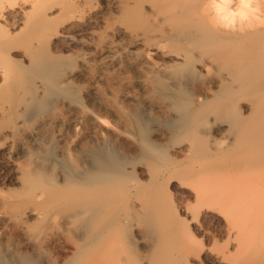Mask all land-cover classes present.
I'll return each instance as SVG.
<instances>
[{
  "label": "bare ground",
  "instance_id": "obj_1",
  "mask_svg": "<svg viewBox=\"0 0 264 264\" xmlns=\"http://www.w3.org/2000/svg\"><path fill=\"white\" fill-rule=\"evenodd\" d=\"M260 4L0 0V264H264Z\"/></svg>",
  "mask_w": 264,
  "mask_h": 264
},
{
  "label": "rangeland",
  "instance_id": "obj_2",
  "mask_svg": "<svg viewBox=\"0 0 264 264\" xmlns=\"http://www.w3.org/2000/svg\"><path fill=\"white\" fill-rule=\"evenodd\" d=\"M260 7H263V3L264 0H260ZM264 8V7H263ZM263 11V9H261ZM260 11V12H262ZM264 12V11H263ZM202 76V79H201ZM200 75L199 77H195L193 81V83L195 84L197 82V84L195 85V87H191L194 88L192 89L193 91L195 90V88L197 90L200 89L199 85L205 83V82H209L211 81V78L214 76L211 75ZM206 78L210 79V80H205ZM196 79V80H195ZM200 81V84L198 83V81ZM191 81V83H192ZM204 81V82H203ZM192 83V84H193ZM198 85V86H197ZM200 85V86H201ZM192 86V85H191ZM194 86V85H193ZM195 92V91H194ZM195 101L199 100V97H194ZM174 188H172L171 190V194L173 195V197L177 200V201H183L184 197L182 196L181 192L176 190L177 188H175V186H173ZM181 199V200H180ZM181 215V217L183 218L184 222L186 223V227L188 229V232L191 234L193 233L194 235H197V237L201 240V242L205 245H210L213 244L215 247H219L225 244L226 241V235L225 232L222 229V222L219 220L218 217H209L207 219L204 220L203 225L198 227V223L192 218L191 214L189 212H186L185 209L180 208L178 211ZM203 227V228H202ZM203 229V230H202ZM203 264H217L215 262H211V261H207Z\"/></svg>",
  "mask_w": 264,
  "mask_h": 264
},
{
  "label": "snow or ice",
  "instance_id": "obj_3",
  "mask_svg": "<svg viewBox=\"0 0 264 264\" xmlns=\"http://www.w3.org/2000/svg\"><path fill=\"white\" fill-rule=\"evenodd\" d=\"M242 2H244V0H242Z\"/></svg>",
  "mask_w": 264,
  "mask_h": 264
}]
</instances>
